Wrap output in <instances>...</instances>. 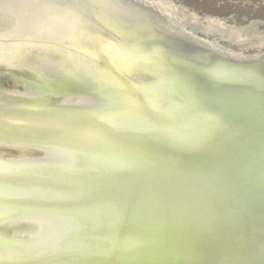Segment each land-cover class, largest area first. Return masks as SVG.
<instances>
[{
  "label": "water",
  "instance_id": "1",
  "mask_svg": "<svg viewBox=\"0 0 264 264\" xmlns=\"http://www.w3.org/2000/svg\"><path fill=\"white\" fill-rule=\"evenodd\" d=\"M0 264H264V22L0 0Z\"/></svg>",
  "mask_w": 264,
  "mask_h": 264
},
{
  "label": "rangeland",
  "instance_id": "2",
  "mask_svg": "<svg viewBox=\"0 0 264 264\" xmlns=\"http://www.w3.org/2000/svg\"><path fill=\"white\" fill-rule=\"evenodd\" d=\"M264 22V0H163Z\"/></svg>",
  "mask_w": 264,
  "mask_h": 264
}]
</instances>
